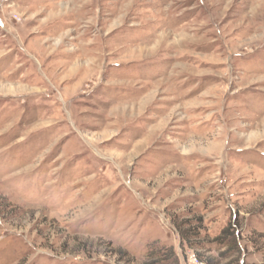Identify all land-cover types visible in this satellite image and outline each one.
<instances>
[{"label":"rangeland","instance_id":"374dc122","mask_svg":"<svg viewBox=\"0 0 264 264\" xmlns=\"http://www.w3.org/2000/svg\"><path fill=\"white\" fill-rule=\"evenodd\" d=\"M162 249L264 264V0H0V264Z\"/></svg>","mask_w":264,"mask_h":264},{"label":"trees","instance_id":"16d2710c","mask_svg":"<svg viewBox=\"0 0 264 264\" xmlns=\"http://www.w3.org/2000/svg\"><path fill=\"white\" fill-rule=\"evenodd\" d=\"M233 234H234V230H233V233L231 234V237L234 236ZM181 236H182V240L185 242L187 241L186 243L189 245V247L190 246L192 247L193 244H191V239H192L191 236H193V235L191 234V232L189 230L188 231L184 230L183 232H181ZM233 239H234V237H233ZM233 243H234V244H232L233 249H236L237 248L236 242L234 241ZM124 256L128 257L127 254H125ZM122 257H123V255H122ZM154 258L156 259V262L152 261V262H147V263H143V264H174L176 262V258L174 257V253L169 252V251L164 250V249L160 250L159 252L154 253V255H152L150 260H152ZM198 261L203 262V263H207V264H220V263H216V262L213 263V261L205 259L202 256L200 257V255L198 257ZM232 264H238V262H234Z\"/></svg>","mask_w":264,"mask_h":264},{"label":"built area","instance_id":"2783aa9c","mask_svg":"<svg viewBox=\"0 0 264 264\" xmlns=\"http://www.w3.org/2000/svg\"><path fill=\"white\" fill-rule=\"evenodd\" d=\"M200 263H201V264H207V263H203V262H199V261H198V264H200Z\"/></svg>","mask_w":264,"mask_h":264}]
</instances>
